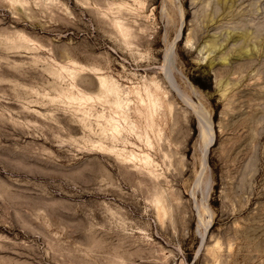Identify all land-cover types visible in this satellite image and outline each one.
I'll return each mask as SVG.
<instances>
[{"label":"rangeland","instance_id":"1","mask_svg":"<svg viewBox=\"0 0 264 264\" xmlns=\"http://www.w3.org/2000/svg\"><path fill=\"white\" fill-rule=\"evenodd\" d=\"M0 264H264V0H0Z\"/></svg>","mask_w":264,"mask_h":264}]
</instances>
